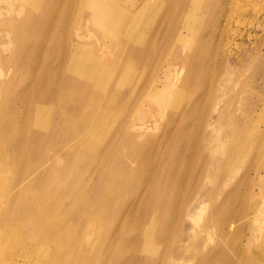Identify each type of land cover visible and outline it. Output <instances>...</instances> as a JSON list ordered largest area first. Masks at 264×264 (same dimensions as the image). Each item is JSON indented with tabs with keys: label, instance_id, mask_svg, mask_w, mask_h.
Returning <instances> with one entry per match:
<instances>
[{
	"label": "bare ground",
	"instance_id": "obj_1",
	"mask_svg": "<svg viewBox=\"0 0 264 264\" xmlns=\"http://www.w3.org/2000/svg\"><path fill=\"white\" fill-rule=\"evenodd\" d=\"M22 2L28 6L26 15L6 25L14 30L20 44L18 63L26 62L30 78L27 86L5 94L0 105V139L10 145V159L26 172L13 175L4 192L11 210L23 213L16 222L7 217L2 226L26 228L25 244L39 248L35 264H53L52 260L57 264H182L190 255L197 264H236L223 249L204 252L205 246L187 244L193 235L185 233L184 223L196 218L209 200L213 208L208 223L217 217L221 231L234 223L226 210L237 193L228 191L220 203H215V197L250 146L240 132L255 101L249 102L244 118H230L227 107L219 109L217 122L230 118L223 136L203 130L213 124L211 112L227 93L233 55L240 67L245 65L244 55L234 54L233 46L238 47V39L244 37L254 45L258 29L264 31L261 1ZM84 12L103 37L99 50L82 41L77 21ZM140 18H144L142 28ZM70 26L76 27L74 34ZM30 38L40 43L31 46ZM117 50L122 51L120 59L111 61L109 55ZM139 59L151 69L144 71L146 77L141 73L125 85L118 70L125 62ZM145 96L158 104L157 114L161 103L171 106L177 100L182 104L157 142L140 140L146 137L144 126L137 125L133 115ZM120 97L131 103L132 116L119 123L97 151V140L105 135L109 112ZM194 115L207 127L192 126ZM17 116L24 121L17 123ZM251 143L256 145L257 140ZM72 144L81 149L76 167L58 169L56 158ZM141 145L150 148L133 156L131 151ZM197 158H202L198 171ZM205 177L219 181L207 192V199L195 195L187 200L189 185L196 181L199 188ZM56 196L67 197L69 206L56 222V232L49 234L48 224L40 220L53 209ZM195 200L193 213H188ZM91 218L94 224L88 223ZM0 233L7 236L2 229ZM47 246L56 250L50 258ZM16 247L13 242L6 264L23 261Z\"/></svg>",
	"mask_w": 264,
	"mask_h": 264
},
{
	"label": "rangeland",
	"instance_id": "obj_2",
	"mask_svg": "<svg viewBox=\"0 0 264 264\" xmlns=\"http://www.w3.org/2000/svg\"><path fill=\"white\" fill-rule=\"evenodd\" d=\"M261 1V5H264V0ZM123 3V2H122ZM28 6L23 3L22 0H0V105L4 100L5 94L12 88H22L29 84V72L24 68L26 62L20 66L19 46L14 30L7 26L8 22H19L27 13ZM73 19V23L75 21ZM141 23H138L139 28L143 26L144 18H140ZM79 21V22H78ZM77 24L81 26V32L83 35L82 41L86 42L88 46H93L96 50L100 49V42H103V37L95 29L93 23L90 21L89 14L84 12L78 19ZM75 24V25H77ZM77 25V26H78ZM241 29L245 28V24L239 25ZM71 28V26H70ZM75 26L71 28L72 33H75ZM59 26V32L61 33ZM262 31V32H261ZM256 44L250 43L247 37L244 39H238L240 41L238 47L233 46L234 54L244 55L245 65L240 67L236 62L235 55L232 57V73L230 80L227 84V93L222 96V101L218 108L211 112L210 118H213V124L208 126V130H203L204 134L207 132L219 133L223 136L225 133V127H228L229 119L233 116L244 118L245 114L250 110L248 106L250 101H255V109L250 111V115L247 124L243 126L240 135L245 137L250 143V146L246 148L242 156L234 163L233 170L230 171L227 184H225L224 190L218 192L215 197V203H220L225 194L229 192L237 193V197L230 205V208L226 210L230 213L229 221L234 222L229 228L225 227L221 231L218 225L217 217L212 220V223H208V214L213 208L212 202L209 200L203 211L196 215V218H188L184 223L185 233L191 232L193 238L186 242L194 243L203 246H207L202 249L204 252H209L213 249H223L226 255L233 260L236 264H264V31L260 27L257 31ZM37 37V36H36ZM244 40V41H243ZM40 43V39H31L29 45ZM243 43V44H242ZM235 47V48H234ZM237 47V48H236ZM122 51H113L109 57L112 60L120 59ZM141 55H145L142 53ZM140 60V59H139ZM128 61V60H126ZM175 65V64H174ZM179 67L175 65L174 68ZM151 66L145 65L141 60L125 62V66L118 70L120 76L125 77V85L134 82L143 73L146 77L145 70L149 71ZM186 75V69H183L182 77ZM230 87V88H229ZM244 88L240 93V89ZM230 89V90H229ZM192 95L197 96V91H191ZM234 95V96H233ZM178 98L181 94L176 95ZM233 97V98H232ZM253 98V99H251ZM187 100V99H186ZM143 106L136 114L133 113L131 103L121 97L113 104L112 109L109 112L110 122L105 126L106 133L103 138L97 140L98 150H101L107 143L109 137L114 132L116 126L126 121L129 117L135 115V122L139 126H144V138L140 140H146V138H152L154 141H158L162 136L163 131L169 125V119L173 112L180 113L182 109L181 101L174 103L171 106H164L165 103H161V113L157 114L155 111L158 104L149 96H145ZM178 106L180 108L178 109ZM229 109L232 113L227 122L225 119L218 120L217 117L221 108ZM138 108V107H137ZM175 108H177L175 110ZM153 110L154 112H151ZM136 111V108L134 112ZM145 112L144 114H141ZM131 115V116H130ZM194 122L192 126H197L201 123V129L203 121H199L198 115H194L192 118ZM250 119V120H249ZM24 119L16 117V122L21 123ZM207 127V126H206ZM205 127V128H206ZM229 129V127H228ZM60 131V128H59ZM229 131V130H228ZM256 139L257 144L254 145L251 142ZM99 141V143H98ZM150 146L141 145L135 150L131 151L133 156L139 157V154L149 149ZM81 152L80 148H77L73 144L70 146L68 152L65 155H59L56 158V166L58 169L71 170L75 164H77V155ZM92 156V154L89 152ZM89 155V156H90ZM202 158H197L195 169L198 171L201 169ZM35 177L39 173V170L33 172ZM26 175L25 169H20V165L17 161L10 159V145L4 143L0 139V228L4 230L5 235L0 236V264H6V255L13 246V242L16 243L17 250L21 251L24 259L20 264H35L36 256L38 255L37 246H27L25 244L26 228L21 227H4L2 226L4 220L8 217L9 220L16 222V218L20 213L11 210L10 206L5 201V191L9 180L13 175ZM219 182L215 177L203 178L201 187L197 188L196 181H193L189 185L186 193V199L188 200L195 195L198 198L202 197L207 199V192ZM197 188V189H196ZM53 209L43 214L41 222H46L49 227V234L56 232V222L63 216L68 210L69 200L64 198L60 200L56 196ZM197 204L195 200L187 212L193 213ZM40 215L38 216V218ZM207 222V223H206ZM88 223L94 224V218H91ZM208 224V225H207ZM0 229V231H1ZM193 232H192V231ZM1 234V233H0ZM5 238V239H4ZM206 242V244H205ZM48 247V257L56 254V250ZM53 249V250H52ZM55 253V254H54ZM60 257L64 254L63 250L58 253ZM57 261V260H55ZM55 261L53 264H57ZM182 264H197L196 258L192 255L186 256L181 261ZM44 264H48L45 261Z\"/></svg>",
	"mask_w": 264,
	"mask_h": 264
}]
</instances>
